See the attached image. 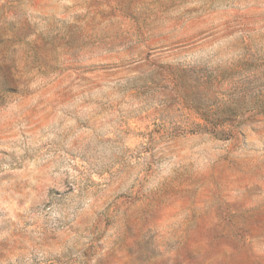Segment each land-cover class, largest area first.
Wrapping results in <instances>:
<instances>
[{"label":"rangeland","instance_id":"obj_1","mask_svg":"<svg viewBox=\"0 0 264 264\" xmlns=\"http://www.w3.org/2000/svg\"><path fill=\"white\" fill-rule=\"evenodd\" d=\"M0 264H264V0H0Z\"/></svg>","mask_w":264,"mask_h":264}]
</instances>
